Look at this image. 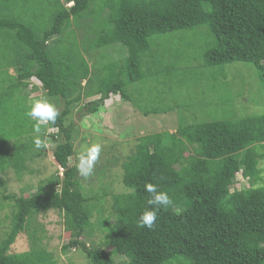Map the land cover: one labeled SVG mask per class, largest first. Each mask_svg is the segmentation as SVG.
<instances>
[{
	"label": "trees",
	"instance_id": "obj_1",
	"mask_svg": "<svg viewBox=\"0 0 264 264\" xmlns=\"http://www.w3.org/2000/svg\"><path fill=\"white\" fill-rule=\"evenodd\" d=\"M15 1L0 0V35L9 37L11 47L14 43V53L1 51L0 56L8 53L4 64L15 71L13 79L0 81V174L7 167L19 173L27 156L44 154V149L32 151L35 121L25 115L30 105L21 109L24 120L12 116L18 109L14 93L32 77L60 104L56 124L41 129L55 128L47 137L61 171L48 179L49 190L26 196L6 193L0 176V207L4 200L14 205L11 224L0 238V264L55 263L41 244L37 226L30 232L28 250L10 252L32 217L49 209L62 215L69 233L61 250L78 249L89 264H264V187L257 185L264 113L214 115L180 124L174 132L137 137L121 164L126 191L112 194L114 221L98 245L81 239L90 232L94 205L79 182L76 165L69 163L74 129L65 122L72 106L90 94L98 97L83 103V114L99 111L111 95L134 102L129 86L157 75L141 68L144 57L161 56L155 38L202 24L210 38L200 51V70L212 76L227 64L248 63L264 90V0H30L24 13ZM43 17L49 21L41 27ZM77 30L86 34L80 37ZM111 44L122 46L126 55L91 68L83 52ZM11 47L0 43L2 50ZM10 139L16 140L12 148ZM237 172L248 187L234 188ZM146 182L157 184L174 201L158 213L152 230L138 225L150 208ZM114 255L124 258L116 262Z\"/></svg>",
	"mask_w": 264,
	"mask_h": 264
},
{
	"label": "rangeland",
	"instance_id": "obj_2",
	"mask_svg": "<svg viewBox=\"0 0 264 264\" xmlns=\"http://www.w3.org/2000/svg\"><path fill=\"white\" fill-rule=\"evenodd\" d=\"M29 1L16 0L15 4H20V7L16 6V8L24 13L29 7ZM32 10L37 17L36 21L39 22L40 16L37 14L39 8L35 7ZM20 15L26 17L25 14ZM48 21L47 17H43L40 22L41 27ZM76 33L80 37L86 34L84 30H77ZM209 38L205 24L155 38L157 43L159 42L157 50L161 51V56L158 59H153L151 56L144 57L141 68L146 73L156 70L154 74L157 75L148 77L145 83L136 82L129 86L133 88L135 103L121 100L118 95H111L110 99L104 101V106L99 111L83 114L84 110L81 109L83 103L98 97L97 94H90L72 106L65 121L73 123L74 129V154L69 158V163L76 165L78 154L86 146L92 143L103 145V151L92 175L85 179L78 171L76 172L84 192L92 197L90 202L94 205L90 232H86L81 237L86 245L100 244L104 240L107 228L114 221L112 194L126 191L121 182V164L126 156L132 153L137 137L158 131L174 132L180 124L213 119L214 115L223 117L228 114L244 116L264 113V90L255 69L250 64L233 62L227 64L224 71L220 70L212 76L207 70H200V51L208 43ZM154 49L156 47L152 46V51ZM8 55L4 53L0 56L1 82L7 81L14 75L7 64H4ZM83 55L90 67L94 68L106 61L124 57L126 50L119 44H111L94 50H85ZM29 81L26 87L14 93L18 108L12 115L16 116L14 120H24L21 109L26 103L30 105L33 100L42 96H47L57 108L60 106L55 101V97L45 94L34 77ZM137 102L148 112L147 114H143L138 109ZM154 110L157 112L154 113ZM52 131H55V128L41 129L39 134L32 132L34 137L39 135L47 141L48 148L44 149V154L32 158L27 156L24 168L19 173L15 168L7 167L0 174L6 181V193L26 196L39 189L43 191L50 189L48 179L56 170L61 171L51 154L54 143L47 137V133ZM14 141L16 140H9L10 148L13 147ZM36 150V148L32 149V151ZM257 167L260 169L261 177L257 185L264 187V156L258 160ZM242 186L248 187L249 183L241 177L240 172H237L234 188L239 189ZM13 210L12 201L2 202L0 238L11 224ZM34 226L41 228V230L38 228L37 233L41 236L42 246L51 251L55 259L54 264H89L78 249L61 250L62 244L69 239V233L64 229L62 215L51 209L32 217L30 226L17 234L10 245V252H22L30 248V232ZM123 258L121 255H114L116 262L122 261Z\"/></svg>",
	"mask_w": 264,
	"mask_h": 264
},
{
	"label": "clouds",
	"instance_id": "obj_3",
	"mask_svg": "<svg viewBox=\"0 0 264 264\" xmlns=\"http://www.w3.org/2000/svg\"><path fill=\"white\" fill-rule=\"evenodd\" d=\"M25 115L35 121L33 132L39 134L41 126L56 124L60 111L47 96H42L31 102L30 108ZM33 144L37 150L48 148L47 141L39 135L34 137ZM102 151L103 145L101 143H92L78 154L76 168L80 176L87 179L92 175ZM145 190L150 194V198L147 201L150 208L144 210L140 216L138 225L141 228L146 227L152 230L158 220V213L172 206L174 201L168 192L159 190V186L155 183L146 182Z\"/></svg>",
	"mask_w": 264,
	"mask_h": 264
},
{
	"label": "crops",
	"instance_id": "obj_4",
	"mask_svg": "<svg viewBox=\"0 0 264 264\" xmlns=\"http://www.w3.org/2000/svg\"><path fill=\"white\" fill-rule=\"evenodd\" d=\"M2 42H5V43H7L8 44V47H11V45H10V43L7 41V36H2V35H0V43H2ZM12 44V43H11ZM13 45H14V43L12 44V47L10 48V50H2V49H0V52L1 51H7V52H10V53H14V48H13ZM16 50H18V49H16ZM10 69V72H11V70H12V72L15 74V71H14V69H13V67L12 66H8Z\"/></svg>",
	"mask_w": 264,
	"mask_h": 264
}]
</instances>
